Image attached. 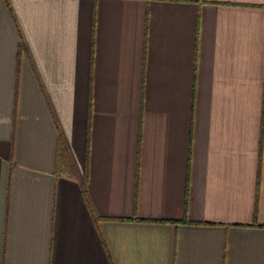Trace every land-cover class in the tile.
<instances>
[{"label": "crops", "instance_id": "crops-1", "mask_svg": "<svg viewBox=\"0 0 264 264\" xmlns=\"http://www.w3.org/2000/svg\"><path fill=\"white\" fill-rule=\"evenodd\" d=\"M0 264H264V0H0Z\"/></svg>", "mask_w": 264, "mask_h": 264}]
</instances>
